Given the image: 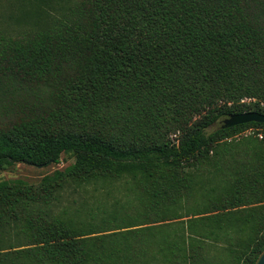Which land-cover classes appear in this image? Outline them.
<instances>
[{
  "label": "trees",
  "instance_id": "trees-1",
  "mask_svg": "<svg viewBox=\"0 0 264 264\" xmlns=\"http://www.w3.org/2000/svg\"><path fill=\"white\" fill-rule=\"evenodd\" d=\"M20 2L3 16L23 29L0 33V170L74 163L0 180V264H210L212 246L255 264L264 123L222 124L264 113V0ZM109 182L113 225L70 214L69 187Z\"/></svg>",
  "mask_w": 264,
  "mask_h": 264
},
{
  "label": "rangeland",
  "instance_id": "rangeland-1",
  "mask_svg": "<svg viewBox=\"0 0 264 264\" xmlns=\"http://www.w3.org/2000/svg\"><path fill=\"white\" fill-rule=\"evenodd\" d=\"M20 0H0V33L14 34L23 29L24 26H18L16 23L8 22L3 16L4 12L20 14L24 11L21 7ZM246 102L251 101L246 99ZM262 105L264 106L263 102ZM219 124H215L214 128ZM242 135L255 136V129H248ZM74 163V158L68 154H63L59 163H53L48 166H37L24 162L16 163L0 170V180L21 178L32 183L39 182L42 177L53 173L57 169H65ZM126 191L123 184L118 182L106 183L104 187L89 185L85 187L74 186L68 188L64 195V204L69 205L67 208L71 215H79L81 219L93 220L101 224L106 229L115 223V219L123 216L125 212H119L115 203L117 200L124 202ZM207 259L210 264H231V258L221 247H208L206 251Z\"/></svg>",
  "mask_w": 264,
  "mask_h": 264
},
{
  "label": "water",
  "instance_id": "water-1",
  "mask_svg": "<svg viewBox=\"0 0 264 264\" xmlns=\"http://www.w3.org/2000/svg\"><path fill=\"white\" fill-rule=\"evenodd\" d=\"M249 122L264 123V113L257 111L234 113L223 120L222 127L228 128ZM255 264H264V250L258 256L257 260L255 261Z\"/></svg>",
  "mask_w": 264,
  "mask_h": 264
},
{
  "label": "built area",
  "instance_id": "built-area-1",
  "mask_svg": "<svg viewBox=\"0 0 264 264\" xmlns=\"http://www.w3.org/2000/svg\"><path fill=\"white\" fill-rule=\"evenodd\" d=\"M263 104H264V102H263ZM259 136H260V138H262L263 137L262 133H260Z\"/></svg>",
  "mask_w": 264,
  "mask_h": 264
}]
</instances>
